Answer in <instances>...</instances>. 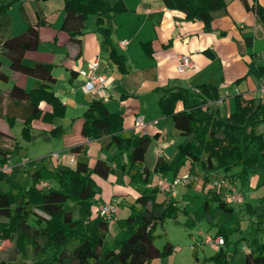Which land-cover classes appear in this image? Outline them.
<instances>
[{
  "label": "trees",
  "instance_id": "obj_1",
  "mask_svg": "<svg viewBox=\"0 0 264 264\" xmlns=\"http://www.w3.org/2000/svg\"><path fill=\"white\" fill-rule=\"evenodd\" d=\"M14 2L0 0V51L9 60L12 71L31 75L36 82L32 89L13 83L5 94L0 92V116L5 97L25 103L27 112L23 117V134L29 137L33 120L42 115V101L50 105L51 117L62 116L65 104L50 88L51 83L55 82L52 64L24 62L25 52L37 49L40 37L37 26L32 24L19 34L11 33L9 8ZM163 2L167 6L179 8L185 13L186 19H202L206 30L210 29L212 12L222 9L226 4L225 0ZM64 9L66 15L62 28L68 31L71 39H77L89 14H96L98 22H109L116 12L126 8L122 0L115 3L108 0H64ZM255 9L264 24V7L257 5ZM110 32L108 27L105 31L107 40ZM147 45V42L144 43L145 47ZM111 56L124 68L125 58L120 56L112 43ZM2 66L3 61L0 59V80L7 82L10 75ZM258 72L264 78V65L258 67ZM199 88L202 96L200 104L190 101L185 87L168 86L163 89L159 100L161 114L173 121L184 139L178 144L170 161L162 156L157 157L153 170L163 176L171 172L174 178L188 164L189 174L203 173V190L210 179L217 178L214 174L220 169L230 172L224 178L233 184L236 179L244 183L249 165L253 162V158L245 156V148L258 136L254 132V125L264 120V99L256 95L241 97L238 94L235 109L223 115L218 109L210 110L207 106L210 99L219 98L216 87L202 84ZM179 101L183 103L181 109H177ZM82 118V136L88 140L108 136L104 148H115L116 155L125 158L122 170L130 176L128 184L136 186L138 190V195L128 204L129 213L124 217H114L119 230L110 242L106 241L111 222L100 215L93 205V198L100 192L93 175L106 177L113 169L101 158L97 159L95 165L78 160L74 166L64 168L39 167L30 173L32 181L27 188L14 182L9 184V188H2L6 172L0 170V240L15 236L9 260L0 258V264H8L12 260L28 264L31 254L34 258L47 257L49 264H145L155 257L174 252L175 245L170 241H166L162 248L155 244L154 226L166 217L176 215L178 206L175 197L168 199L166 195L159 199L158 184H150L151 167L145 163V159L152 136L147 133H128L124 128L122 112L110 111L99 98L90 102ZM5 119L11 126L16 118L7 113ZM64 132L60 126L51 130L57 136H63ZM4 134L0 130V136ZM18 146V142H15L13 149L9 150L0 145L2 164ZM69 150L73 154H83L85 144L77 143ZM238 165L241 169L233 172ZM49 177L54 179L58 188L43 191L38 183ZM194 182L189 181V184ZM221 194L218 190L209 189L205 193L200 210L210 221L215 201L218 202V208H234L228 205ZM261 202L264 204V196ZM31 215L35 216L36 225L30 222ZM222 251L220 247L219 252ZM244 264H264V242L246 252Z\"/></svg>",
  "mask_w": 264,
  "mask_h": 264
},
{
  "label": "crops",
  "instance_id": "obj_2",
  "mask_svg": "<svg viewBox=\"0 0 264 264\" xmlns=\"http://www.w3.org/2000/svg\"><path fill=\"white\" fill-rule=\"evenodd\" d=\"M108 1L115 3L118 0ZM122 2L126 9L116 12L109 22H98L96 14H89L77 39H71L68 31L62 28L66 15L64 0H15L9 8L12 34L23 32L29 24L37 26L40 43L37 49L25 52L24 62L52 64L55 82L51 83L50 88L65 104L62 116L51 117L50 105L42 101V115L32 122L33 128L49 132L55 126L65 130L63 136L69 139L65 148L67 157L55 168L74 166L78 160L95 165L97 159L101 158L113 169L106 177L102 176L112 182L113 194L102 195L103 190L99 188L100 192L93 198V205L97 209L100 204L110 201H125L129 204L133 198L126 195L129 188L117 184L120 175H126L122 170L125 158L117 156L115 148H104L109 137L88 140L81 135L82 115L93 99H102L112 112H122L124 128L128 133H147L152 136L154 164L159 156L170 161L178 144L184 139L173 121L161 114L159 100L165 87H185L194 104H200L202 100L200 93L195 90L202 84L215 86L219 98L228 91L229 95H225L222 102L218 98L210 99L207 103L210 110L218 109L223 115L235 109L238 94L241 97L256 95L264 98L259 90L264 85V78L258 72V67L264 65V24L255 9L257 5L264 7V0H225L222 9L212 12L209 30L205 29L202 19H186L183 11L176 6H167L163 0ZM108 27L111 31L109 40L105 35ZM121 41L127 43L121 45ZM146 42L148 45L145 47ZM111 43L125 58L124 68L112 58ZM180 54H190L194 66L178 71ZM3 57V66L9 67L6 72L10 75L6 83L10 84L0 85V92L5 94L13 83L32 89L35 77L12 71L9 60ZM95 60L99 61L98 70L107 76L105 90L99 95L84 91L85 78L79 73ZM193 94L198 100L193 99ZM4 105L11 109L10 114L15 115V121L24 120L27 112L25 103L5 97ZM181 108L183 103L179 101L177 109ZM138 116H144L147 122L145 126L137 125ZM0 130L13 134L9 129ZM75 141L85 144L83 154L70 152L69 148L76 144ZM93 143H97L99 148L89 154ZM97 175H93L96 183ZM159 177L160 180L168 178L169 174L163 176L159 173ZM132 193L137 196V188ZM116 217H120L118 213ZM31 223L36 225V222ZM111 227L112 237L107 240L106 236L108 242L119 230L116 220L110 223L109 232Z\"/></svg>",
  "mask_w": 264,
  "mask_h": 264
},
{
  "label": "rangeland",
  "instance_id": "obj_3",
  "mask_svg": "<svg viewBox=\"0 0 264 264\" xmlns=\"http://www.w3.org/2000/svg\"><path fill=\"white\" fill-rule=\"evenodd\" d=\"M0 59H4L0 54ZM6 65V63H4ZM5 71H9V67L3 66ZM0 80L1 86H9ZM193 99L198 100V97L193 94ZM264 99V98H263ZM11 109L7 105L3 106L2 116L0 117V128L11 133H5L0 136V145L12 150L18 141V149L13 152L9 159L11 160V167L7 170L5 179L1 183L4 189L9 188L11 182L19 183L24 188L30 186L32 177L31 170L35 168L44 167L46 169H54L60 162L66 160L67 152V136H57L45 129L33 128L30 130V136L23 134V121L16 120L10 126L6 122L5 115L10 113ZM254 132L257 137L249 142L245 148V156L253 158V162L249 165L247 172V180L242 183L236 179V186L243 191L244 200L238 204L227 201L229 206H233V210L218 208V202L213 203L214 209L211 212L212 220L204 215L200 210L205 193L207 190L217 191L216 186L207 183L206 189H202L203 173H198L199 180H195L193 184L179 183L176 187L177 196L175 197L178 206L176 215H170L164 220L159 221L154 226L155 244L162 248L166 241H170L175 245L173 253L155 257L145 264H244V257L246 251L256 248L259 243L264 242V204L261 202L264 196V120L257 122L254 125ZM77 144L78 141H75ZM99 144V142H97ZM97 143L91 145L89 154H93L96 148H99ZM153 144L146 154L145 163L151 167L149 175L150 184L156 185L160 181L159 173L153 170L152 154ZM59 151L60 157L53 155L54 152ZM168 154V153H167ZM174 156V155H173ZM1 158V154H0ZM173 158V157H172ZM3 164L0 161V170ZM189 165H185L179 171V176L186 174ZM241 169L238 165L233 169L237 172ZM172 178V173H168ZM167 174V175H168ZM224 169H220L214 174L218 179L229 175ZM97 186L102 188V195H112L111 183L100 175H97ZM130 176L128 174L120 175L118 180L119 186L129 188L126 194L130 199H134L132 191L137 188L128 184ZM43 185L38 183V186L43 191L48 189H57L58 186L54 179L48 178L42 180ZM140 186V185H137ZM130 190V191H129ZM223 194L221 196L223 197ZM166 195L165 192L160 191L158 198L162 199ZM132 199V200H133ZM121 203V204H120ZM118 216H126L130 208L124 201H118ZM35 216L31 215L30 221L35 222ZM112 227L107 234V240L112 237ZM206 235L216 236L220 235L225 239L222 252H219L220 246L214 243L205 242ZM15 245L14 238L4 241L0 240V258L9 260L11 251ZM192 245L195 248H192ZM47 257L34 258L30 255L28 264H49ZM8 264H20L18 260H12Z\"/></svg>",
  "mask_w": 264,
  "mask_h": 264
},
{
  "label": "built area",
  "instance_id": "obj_4",
  "mask_svg": "<svg viewBox=\"0 0 264 264\" xmlns=\"http://www.w3.org/2000/svg\"><path fill=\"white\" fill-rule=\"evenodd\" d=\"M127 41H121V45H125ZM194 66V61L190 54H180L178 58V65L177 69L178 71L182 72L185 71L188 68H191ZM99 68V61L95 60L92 62H89L87 67L84 69H81L79 73L85 78V81L83 83V89L85 92L88 93H94V94H101L102 91L105 90L106 84H107V76L105 73L100 72L98 70ZM197 92H200V88L197 87L195 89ZM260 94H264V85L259 89ZM236 91H238V88H236ZM225 95H229V92L226 91L224 95L219 98V102H222L224 100ZM261 97V96H259ZM154 122H157V120H154ZM136 123L139 126H145L146 120L144 119V116H138L136 119ZM56 157H60L59 151H56L53 153ZM11 160L8 158V160L3 164L2 170H7L11 167ZM198 175H191L189 173L184 174L183 176H177L172 179L169 178H161V180L158 183V187L160 191H163L166 193L167 198L170 199L172 197L177 196V190L176 187L179 183H186L192 180H198ZM209 183L216 186L217 190L221 193H224L223 196L226 199V201H230L234 204L240 203L242 200H244V194L243 192L231 181H229L226 178H213L209 180ZM44 182L41 181L40 185H43ZM118 204L116 202L110 201L106 203H102L98 207V212L100 215H102L105 219L112 222L114 220V217L118 213ZM205 242L214 243L219 245L220 247L224 244V238L220 235L216 236H210L206 235L204 238ZM192 248H195L194 245H192Z\"/></svg>",
  "mask_w": 264,
  "mask_h": 264
}]
</instances>
